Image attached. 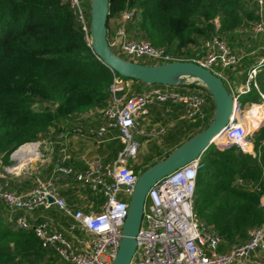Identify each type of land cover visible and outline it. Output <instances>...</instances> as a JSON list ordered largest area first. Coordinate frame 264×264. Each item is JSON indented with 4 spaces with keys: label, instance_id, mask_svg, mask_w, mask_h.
Masks as SVG:
<instances>
[{
    "label": "trees",
    "instance_id": "obj_1",
    "mask_svg": "<svg viewBox=\"0 0 264 264\" xmlns=\"http://www.w3.org/2000/svg\"><path fill=\"white\" fill-rule=\"evenodd\" d=\"M81 4L89 37V0ZM124 11L131 12L130 19L120 21L127 37L149 40L185 60L214 35L230 45H243L239 41L243 29L254 38L250 26L264 18V0L261 4L257 0H109L107 36L110 19L120 20ZM262 54L259 48L241 61L242 78L250 66L258 68L249 89L237 97L241 103L256 104L259 93H264V62L257 65ZM141 63L161 62L147 59ZM113 76L131 80L112 72L94 54L65 0H0V167L10 164V154L20 145L50 135L54 138L64 128L73 131L83 112L104 108L110 101ZM131 81L129 94L163 86ZM171 88L192 89L189 92L208 97L209 113L202 123L180 121L183 127L165 137L168 147L164 151L150 145L148 153L131 164L136 174L199 132L211 118L213 103L203 89L194 85ZM251 138L254 156L232 144L221 148L211 144L202 153L203 165L196 173L193 213L221 238L220 251L244 242L248 230L264 224V123ZM122 146L118 139L110 141L115 155ZM6 181L15 190L12 176ZM102 199L99 193L89 195L94 206ZM47 212L60 215L55 207ZM18 215L3 205L0 208V264H56L54 252L41 247L32 229L15 227Z\"/></svg>",
    "mask_w": 264,
    "mask_h": 264
},
{
    "label": "built area",
    "instance_id": "obj_2",
    "mask_svg": "<svg viewBox=\"0 0 264 264\" xmlns=\"http://www.w3.org/2000/svg\"><path fill=\"white\" fill-rule=\"evenodd\" d=\"M65 1L74 10L75 18L85 32L86 41L89 42L81 0ZM257 1L258 4L262 3V0ZM130 17L131 12L124 11L120 21H126ZM250 31L252 36L261 39V49L264 50V18L253 22ZM107 41L115 54L130 60L146 58L161 63L184 60L173 56L163 47L153 45L149 40L128 38L122 25L107 36ZM201 49V54L185 60L211 70L221 79H223L221 70L235 65L239 60L227 44L215 35L203 40ZM255 72L253 68L248 75L254 76ZM246 89H249V84L246 85ZM109 93V103L99 110L103 123L95 129H88V133L96 142H101L107 133L116 130L123 147L111 162L95 158L87 163L85 170L75 173L79 183L102 195L99 210L72 209L60 196L55 175H51L50 178L34 176L31 189L25 193H18L7 187L6 180L8 175L12 176V167L9 165L0 167V208L3 205L11 210L30 213L37 208L49 209L54 206L72 219L70 229L77 226L83 233L89 235L87 241L77 248L62 232L52 230L47 221H41L33 226L34 235L41 247L54 249L61 264H111L114 259L121 239L129 197L138 175L129 164V159L135 160L139 150V143L135 137L142 135L156 138L164 131L162 127L155 131L143 129L141 120L149 114L151 105L163 102L180 104L183 107L184 118L196 119L204 116L203 106L207 101L204 95L169 86L150 87L129 94L123 81L116 76H113ZM259 94L260 101L256 104L263 109L264 93ZM236 105L229 122L219 132L223 136V141H213L212 144L219 147L232 144L241 152L254 156L252 129L240 119L242 111L239 103ZM66 135L67 133H60L57 138L65 140ZM41 144L43 142L40 140L26 142L16 148L10 156L17 158V163L21 161L29 163L32 159L40 158ZM60 151L63 153L61 162H64V147ZM202 165L200 155L150 187L144 201L141 224L135 237L136 248L129 264H245L248 257L256 251L264 255V224L248 230L244 242L220 251L221 238L195 216L193 213L195 177ZM56 171L64 175L73 172L71 167L63 165L57 166ZM28 175L32 176V173ZM49 197L52 202L48 200ZM261 203L264 204V201ZM14 224L17 228L29 227L24 217H16ZM261 264H264V256Z\"/></svg>",
    "mask_w": 264,
    "mask_h": 264
},
{
    "label": "crops",
    "instance_id": "obj_3",
    "mask_svg": "<svg viewBox=\"0 0 264 264\" xmlns=\"http://www.w3.org/2000/svg\"><path fill=\"white\" fill-rule=\"evenodd\" d=\"M120 26V20L117 17H113L109 21V31L110 34H112L118 27ZM129 38V37H128ZM243 49L241 50V54L238 55V62L235 65H232L227 68H223L221 70L223 81L227 87V89L232 93L235 94L237 97L240 94H243L246 89V85L249 84V82L254 78V76H249V72L253 69V66H250L247 68V76L245 78H242L240 75V64L241 61L248 55H251L254 53L253 45H247L243 44ZM260 46L259 48H261ZM201 46L196 51V54H201ZM264 51V50H263ZM235 54V53H234ZM264 55V54H262ZM264 62V56L259 57L257 61V65L260 66ZM243 64V62H242ZM244 67V65H242ZM252 68V69H250ZM255 70H258L255 69ZM242 71V70H241ZM256 73V72H255ZM130 82V83H129ZM124 84L126 88H129V84H132L131 80L124 81ZM170 87V86H169ZM150 88V87H149ZM148 89V88H147ZM146 90V89H144ZM184 91H194L192 89L190 90H184ZM198 92V91H197ZM195 93V92H194ZM206 97V96H205ZM207 98V101L205 105L203 106V113L204 116L202 118H196V119H187L183 117V107L180 104L172 103V102H163V103H154L151 105L149 114L146 115L142 120L141 124L143 129L149 130V131H155L156 129L162 127L164 129L163 133L154 139H156V144L153 142L152 144L158 145L161 151H164L166 148H162L165 145V137L168 134L174 133L176 129L183 127L181 126L180 121H186L188 122H194L199 121V123H202L206 116L208 115L209 111V104L210 101ZM238 100V99H237ZM240 110H244L249 108V110L245 113V117L249 120V126L251 132L253 133L256 131L260 125L264 123V116L260 118L262 121L259 125L254 124L253 118H252V111L254 115L258 118L260 115H264V108L260 109L258 105H253L248 102H242L244 105V108L241 107V102H239ZM100 110V109H99ZM99 110H93L89 109V111L83 112L78 118V122L75 123L78 128L75 130H67L66 128L62 129L59 133L54 135L53 137H47L43 140H40L43 142V144L46 146L47 151V158L42 164V171L38 174V172H32V176H23V175H14L12 176V180L16 183V186L14 187V191L18 193H25L31 187L33 186V178L34 176H40L41 178H50L51 175L56 176V185L58 188V192L60 196H62L66 202L72 207V209H81L84 211H97L99 210L100 204L97 206H94L89 200V195H95L94 192L91 191L87 186L79 183L75 178V173L85 170L87 163L95 158L100 159L103 162H111L115 158V154L111 151L110 147V141L113 139H118V132L116 130H111L109 133L105 135V138L101 142H96L94 138L88 133V129L90 128H97L103 123V119L100 116ZM245 120V119H244ZM246 124V121H244ZM160 123V124H159ZM250 123L252 126H250ZM53 129V128H52ZM51 133V128H50ZM60 133H67L66 139L61 140L58 139L57 136ZM251 133V134H252ZM139 136V135H137ZM136 136V138H137ZM53 138V139H51ZM141 138V137H140ZM149 137L148 139H150ZM164 138V139H163ZM147 139V140H148ZM153 139V138H152ZM119 140V139H118ZM147 140L143 141V145L147 144ZM173 140V139H172ZM39 141V140H38ZM86 142H89L91 145H88ZM119 142H121L119 140ZM122 143V142H121ZM253 144V142H252ZM123 145V144H122ZM149 145V146H150ZM64 147V155L65 160L64 162H61V158L63 156V153L60 151V149ZM123 147V146H122ZM218 148H221L217 146ZM89 149V151L93 152L91 157H86V149ZM254 148V145H253ZM255 151V148H254ZM255 153V152H254ZM117 154V153H116ZM135 161V160H134ZM67 166L72 168L71 175H64L60 174L56 171L57 166ZM132 166V165H131ZM29 179H28V178ZM31 181V184L29 182ZM74 180V181H73ZM82 186L86 191L88 190L90 193H81L77 190L78 186ZM77 187V188H76ZM13 190V189H12ZM100 194V193H99ZM72 195V196H71ZM101 195V194H100ZM264 197V195L262 196ZM261 197V201L263 202L264 199ZM54 207V206H53ZM4 208L10 213L14 214L18 212L17 217H24L25 221L28 223V228H22V229H32L33 226L41 221H47L50 224V228L55 231L62 232L65 237L70 240L75 247L80 248L82 246V243L87 241L88 234L83 233L77 226H74L73 229H70L69 225L73 223L72 219L66 215H64L60 211V215L58 216V221L55 219H51V215L47 212L49 209H43V208H37L34 211L30 213H26L19 210H11L8 209V207ZM56 208V207H55ZM59 211V210H58ZM34 233V230H33ZM35 236V235H34ZM36 237V236H35ZM39 241V240H38ZM48 249H51L54 254L57 257L56 264H61V260L58 257L57 253L52 249L51 247H47ZM263 254L259 251H256L253 253L248 259L245 261V264H261L263 260Z\"/></svg>",
    "mask_w": 264,
    "mask_h": 264
},
{
    "label": "water",
    "instance_id": "obj_4",
    "mask_svg": "<svg viewBox=\"0 0 264 264\" xmlns=\"http://www.w3.org/2000/svg\"><path fill=\"white\" fill-rule=\"evenodd\" d=\"M109 0H89V43L101 62L121 77L146 85L170 87L194 85L203 89L213 103V112L206 126L171 150L166 156L137 175L128 201L127 214L121 229L117 253L111 264H129L136 248L146 194L162 177L189 163L212 144L213 138L226 124L238 103L224 81L211 70L189 60L145 64L115 54L107 41ZM259 121L256 125H259ZM48 200L52 202L49 197Z\"/></svg>",
    "mask_w": 264,
    "mask_h": 264
},
{
    "label": "rangeland",
    "instance_id": "obj_5",
    "mask_svg": "<svg viewBox=\"0 0 264 264\" xmlns=\"http://www.w3.org/2000/svg\"><path fill=\"white\" fill-rule=\"evenodd\" d=\"M240 34V33H239ZM240 36V35H239ZM239 41H243L242 42V44H249V45H253L252 47L254 48V50L255 51H258V49H259V47L261 46V44H262V41H261V39L259 38V37H251V35H250V33H249V31H247V29H243V30H241V36L239 37ZM226 42V41H225ZM227 43V42H226ZM227 45H228V47L230 48V50H232L233 51V53H235V54H237V55H240L241 54V50L243 49V46L242 45H239V43L238 44H229V43H227ZM199 49V48H198ZM145 60H147L146 58H139V59H133V61H137V62H143V61H145ZM123 81V83H124V80H122ZM130 83V82H129ZM129 87H131V84H129ZM128 89V88H127ZM241 107H242V109L244 108V105H243V103H241ZM249 110V108H247V109H244V110H242V114L240 115L241 116V118L240 119H242L243 121H246V124H249V120L245 117V113L247 112ZM87 111H89V109L88 110H86V112ZM245 119H243V118ZM253 118V117H252ZM254 119L255 118H253L252 120L254 121ZM241 120V121H242ZM256 120V119H255ZM256 121H258V120H256ZM160 124V123H159ZM251 124V123H250ZM52 131H53V129L51 128V133H52ZM141 137V138H140ZM167 137V136H166ZM136 138V137H135ZM51 139H53V138H51ZM147 137H143L142 135H140V136H137V138H136V140H137V142L139 143V150H138V154H137V157L135 158V161L136 162H139V159H140V157L141 156H143V155H145V154H147L148 153V149H149V145L151 144V143H155L156 142V139H152V138H150V139H148ZM164 139V138H163ZM145 140H147V142H145V143H147V144H145V145H143L142 143H143V141H145ZM165 140V139H164ZM86 144H87V147H88V145H91L89 142H86ZM156 144V143H155ZM167 148L168 146L167 145H164L162 148ZM39 148H40V151H41V156H40V158L39 159H32L31 160V162H29V163H27L26 161H21V162H18L17 163V158H13L12 156H10L9 157V160H10V164H9V166L10 167H12L11 168V172H12V176H14V175H23V176H28L29 177V175L28 174H30V173H32V172H38V174L42 171L41 169H42V164L44 163V161L46 160V158H47V149H46V146L44 145V144H41L40 146H39ZM86 152V157H91V155L93 154V152L91 151H89V149L87 148L86 150H85ZM135 161L133 160V159H129V164L131 165V164H134L135 163ZM41 174V173H40ZM27 177V178H28ZM29 179V178H28ZM78 186V188H77V190L79 191V192H81V193H86V189H84L82 186L80 187L79 185H77ZM147 204H148V200H146V202H145V206H147ZM58 216H54V215H51V219H55V220H57L58 221Z\"/></svg>",
    "mask_w": 264,
    "mask_h": 264
},
{
    "label": "bare ground",
    "instance_id": "obj_6",
    "mask_svg": "<svg viewBox=\"0 0 264 264\" xmlns=\"http://www.w3.org/2000/svg\"><path fill=\"white\" fill-rule=\"evenodd\" d=\"M252 105H253V104H252ZM254 105H257V104H254ZM252 117L255 118V119L258 120V121L261 120V119L256 118L253 114H252ZM242 118H243V117H242ZM243 119H244V118H243ZM255 119H254V121H256ZM254 121H253V122H254ZM250 126H252V125L250 124ZM217 138H218V139H217ZM220 140L223 141V136H222L221 133L215 135L214 138H213V141H214V142H216V141L221 142ZM25 149H27L26 146H25ZM28 150H31V149L28 148Z\"/></svg>",
    "mask_w": 264,
    "mask_h": 264
}]
</instances>
